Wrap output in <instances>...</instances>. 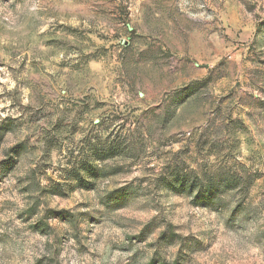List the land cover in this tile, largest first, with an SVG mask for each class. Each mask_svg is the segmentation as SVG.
<instances>
[{
	"label": "rangeland",
	"instance_id": "1",
	"mask_svg": "<svg viewBox=\"0 0 264 264\" xmlns=\"http://www.w3.org/2000/svg\"><path fill=\"white\" fill-rule=\"evenodd\" d=\"M0 264H264V0H0Z\"/></svg>",
	"mask_w": 264,
	"mask_h": 264
}]
</instances>
